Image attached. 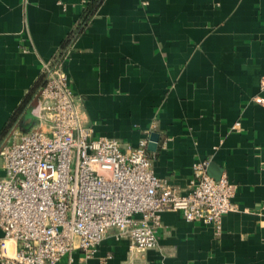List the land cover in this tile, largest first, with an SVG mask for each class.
I'll return each mask as SVG.
<instances>
[{
    "label": "crops",
    "instance_id": "0c3cea01",
    "mask_svg": "<svg viewBox=\"0 0 264 264\" xmlns=\"http://www.w3.org/2000/svg\"><path fill=\"white\" fill-rule=\"evenodd\" d=\"M67 51L95 136L136 146L155 124L159 177L186 192L201 161L237 186L219 233L168 210L143 255L111 230L76 263L264 264V0H0V146L34 126L43 64Z\"/></svg>",
    "mask_w": 264,
    "mask_h": 264
},
{
    "label": "built area",
    "instance_id": "2783aa9c",
    "mask_svg": "<svg viewBox=\"0 0 264 264\" xmlns=\"http://www.w3.org/2000/svg\"><path fill=\"white\" fill-rule=\"evenodd\" d=\"M69 54L44 62L34 126L0 146V263L59 264L66 256L77 264L73 252L88 260L111 230L129 239L131 256L143 255L157 246L168 210L219 233L237 209L236 184L201 161L186 192L159 177L148 150L155 124L136 146L95 136L69 82Z\"/></svg>",
    "mask_w": 264,
    "mask_h": 264
},
{
    "label": "water",
    "instance_id": "95a60500",
    "mask_svg": "<svg viewBox=\"0 0 264 264\" xmlns=\"http://www.w3.org/2000/svg\"><path fill=\"white\" fill-rule=\"evenodd\" d=\"M159 142V134L157 132H153L150 135V142L148 144V149L149 150H156Z\"/></svg>",
    "mask_w": 264,
    "mask_h": 264
}]
</instances>
